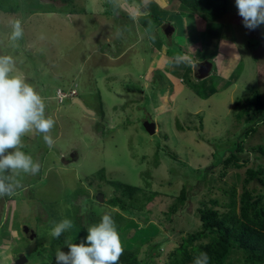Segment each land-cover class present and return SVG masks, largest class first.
I'll return each instance as SVG.
<instances>
[{
	"label": "rangeland",
	"instance_id": "1",
	"mask_svg": "<svg viewBox=\"0 0 264 264\" xmlns=\"http://www.w3.org/2000/svg\"><path fill=\"white\" fill-rule=\"evenodd\" d=\"M39 1L56 9L63 5L62 0ZM71 1L63 7L73 5L86 14H0V55L14 58L11 75L32 84L44 98L46 115L55 121L52 147L35 131L22 138L21 151L40 164V171L13 174L20 187L0 197V264L6 263L7 252L11 258L19 250H29L24 253L26 264H55L56 249H68L65 243L51 247L50 232L54 222L72 221L68 197L74 189L86 191L74 203L85 222L90 215L116 211L106 205L114 191L106 181L143 188V177L149 191L158 193L141 210L150 211L151 220L132 219L124 238L128 247L138 245L137 260L148 246L159 244L151 252L152 263L165 264L179 237L197 228L195 213L201 202L219 197L218 189L233 187L239 193L246 169L264 167V156L256 159L255 149H264V114L256 121L258 109H264V24L245 28L235 0H228L226 13L209 25L197 14L179 11L177 0ZM15 21L24 33L18 41L10 39ZM164 24L174 27L171 41L163 35ZM201 61L213 68L207 77L196 79ZM210 86L215 92L204 98L203 88ZM70 89L93 116L55 96L56 90ZM145 121L154 123L151 136L142 128ZM237 137L239 157L247 162L222 172L220 165L210 166L216 153ZM71 152L77 160L63 164ZM166 152L175 158L163 156ZM203 168L208 169L206 180L173 217V232L166 231L168 225L162 229L157 221L165 219L171 204L163 194L176 196L195 181L190 171ZM98 171L103 180L97 179ZM247 180L246 188L257 191L256 180ZM97 193L102 194L101 203L95 201ZM24 225L36 238L23 235ZM63 234L65 240L79 241L73 227Z\"/></svg>",
	"mask_w": 264,
	"mask_h": 264
},
{
	"label": "trees",
	"instance_id": "2",
	"mask_svg": "<svg viewBox=\"0 0 264 264\" xmlns=\"http://www.w3.org/2000/svg\"><path fill=\"white\" fill-rule=\"evenodd\" d=\"M50 1L54 3L55 0ZM177 1L182 11L197 14L206 25L214 23L222 17L226 13L228 3V0ZM71 2V0L61 1L63 5L67 3L71 4ZM28 3H33L35 7L32 8ZM63 5L56 9L50 3H41L39 0H0V14H20L24 16L37 11L41 13L56 12L63 15H73L74 13L82 12V14H86L83 10L78 11L73 5H70V7L68 5L63 7ZM212 35L216 39L219 38L217 33H212ZM155 47L157 50L159 49L158 45ZM153 54L151 55L152 57ZM185 70L186 72H190L189 66H186ZM185 70L183 69V71ZM236 76L234 75L231 80H235ZM229 83L231 84V82ZM229 83L227 82L226 84ZM184 84L191 92H197L194 88L191 89L186 86V82ZM223 84H225V81ZM219 85L222 84L219 83ZM222 86L224 87L225 85ZM214 92L213 86H210L208 89L203 88L204 98L209 97ZM257 114L259 115V118H256L258 122L263 118L264 109H258ZM260 122L262 123V121ZM253 131V128H248V132ZM239 139L237 137V139L231 141L228 149L223 150L221 153H216L217 156H214V162L210 166L220 165L221 172L231 168H241L242 164L247 162V159L239 157L242 151ZM255 149L258 151L256 159L264 156V149L262 147H256ZM162 155L166 157L174 156L168 152ZM98 172L101 173H97V179L103 180L102 171ZM207 174L208 169L206 168L190 171V177H193L195 180L189 181L192 185L187 187L186 185L182 186L176 196L163 194L164 197L171 198V204L167 208L165 219L157 221L162 229L165 228V225H168L166 231L173 232V217L184 206L188 205L187 202L192 192H195L197 188H201L199 183L206 180ZM245 174L247 179L256 180V183L259 185L257 191L255 188L247 189L248 180L245 179L239 193L233 187L218 189L219 197L208 199L207 202H201L195 213L198 221L197 228L179 237L177 246L167 254V262L165 264H193L195 257L201 252L208 254L209 264H264V167L260 164H255L254 167L246 169ZM141 175L143 177V174ZM106 184L114 190L112 196L106 200V205L109 209H116V211L106 214L110 215L114 220L123 248V253L120 256L118 264L152 263L151 252L157 249L159 244L148 246L144 257L141 260H137L138 245L128 247L129 241L124 238V232L127 230V226L131 224L132 219L142 217L144 221L151 220V212H141V210L144 209V204L149 202L158 193L149 191V182L144 177L143 188L116 181H106ZM144 190L149 192L146 194ZM114 193H118V196L114 195ZM84 195H86V191L78 187L68 197V207L72 213L73 228H75L77 236L80 237L79 242L86 237V229L93 224H97L102 215H104H90L84 222L79 214V205L74 204L79 197ZM136 210L137 213H134ZM137 215L139 216L137 217ZM64 241V234L59 239L51 237L50 245L51 247L62 245ZM39 247L42 248L40 245ZM153 255L157 256L158 253Z\"/></svg>",
	"mask_w": 264,
	"mask_h": 264
},
{
	"label": "clouds",
	"instance_id": "3",
	"mask_svg": "<svg viewBox=\"0 0 264 264\" xmlns=\"http://www.w3.org/2000/svg\"><path fill=\"white\" fill-rule=\"evenodd\" d=\"M176 3L179 5L178 1ZM235 6L238 9L239 16L243 19L244 27L248 30H255L261 24H264V0H235ZM178 9L182 11L180 6ZM175 15L178 14L175 13ZM163 30L165 32L169 30V33L167 32L166 34L162 32L171 41L174 27L164 24ZM23 35L21 22L15 21L12 25L10 39L18 41ZM201 63L208 67V72L205 76L207 77L213 65L210 62L201 61L197 64L198 68H195L196 73L200 69ZM14 65L15 60L12 56L0 55V197L12 195L20 187L19 181L13 180V174L16 176L21 173L36 175L40 171V164L35 162L32 156L21 151L23 147L22 138L26 134L35 131L37 134L42 135L45 144L49 147H52L55 143L53 137L50 135L55 121L51 116L46 115L44 98L25 79L20 76L11 75ZM196 79L199 78L196 77ZM57 91L59 90L55 91V96L57 95ZM70 91L74 90L70 89L68 92L61 90L59 92L68 94ZM74 93L72 97L64 99L71 100L76 98V92L74 91ZM71 159L68 158L69 161H67L70 162ZM23 227H26V225L21 226L22 233ZM72 227L73 223L70 219H62L59 222H54L50 235L53 238L59 239L63 233L72 229ZM26 228L27 233H23V235L28 240L36 238L34 231L28 227ZM86 230L87 235L80 242L73 243L70 238L64 241L68 249L67 252L61 248L56 249L55 264H118L120 256L123 253V248L120 235L112 217L104 214L97 224L91 225ZM31 234L34 237L29 239V235ZM78 238L80 240V237ZM10 246V249L16 247V245ZM24 251L29 250H19L16 253V257L18 255L24 256ZM16 257L13 255L10 258L9 256L7 263L12 264L14 262L13 259L15 260ZM193 264H209L208 254L201 252L195 257Z\"/></svg>",
	"mask_w": 264,
	"mask_h": 264
},
{
	"label": "water",
	"instance_id": "4",
	"mask_svg": "<svg viewBox=\"0 0 264 264\" xmlns=\"http://www.w3.org/2000/svg\"><path fill=\"white\" fill-rule=\"evenodd\" d=\"M199 68L200 69L197 72V77L199 79L200 78H204L207 75L208 67L201 63V66ZM70 102L73 105H76L78 108H80L86 115H89V116H93L94 115V113L91 110L86 109L83 106V104L80 102V100H78L77 98L71 99ZM142 128L145 131V133L147 135H149V136L153 135L154 132H155V126H154V123H152V122H148V121L143 122L142 123ZM95 201L97 203H101V201H102V195L100 193H98L96 195ZM23 233H27V228L26 227H23ZM33 237H34L33 234L29 235V239H32ZM25 263H26V258L23 255H18L15 258V260H14V262L12 264H25Z\"/></svg>",
	"mask_w": 264,
	"mask_h": 264
},
{
	"label": "built area",
	"instance_id": "5",
	"mask_svg": "<svg viewBox=\"0 0 264 264\" xmlns=\"http://www.w3.org/2000/svg\"><path fill=\"white\" fill-rule=\"evenodd\" d=\"M74 91H70L68 94H64V93H61L59 91H57V97L59 99H64V98H67V97H72L74 95Z\"/></svg>",
	"mask_w": 264,
	"mask_h": 264
},
{
	"label": "flooded vegetation",
	"instance_id": "6",
	"mask_svg": "<svg viewBox=\"0 0 264 264\" xmlns=\"http://www.w3.org/2000/svg\"><path fill=\"white\" fill-rule=\"evenodd\" d=\"M197 68H198V66L196 67V69H197ZM67 156H68L69 159L72 158L71 161H76V155H75V153H72V152H71V153H69ZM61 162H62V163H67L68 161H67V160L65 161L64 159H62ZM25 252H26V251H24L23 253H25ZM17 255H18V254H17ZM15 257H16V255H15ZM13 261H14V259H13ZM13 261H12V262H13Z\"/></svg>",
	"mask_w": 264,
	"mask_h": 264
},
{
	"label": "crops",
	"instance_id": "7",
	"mask_svg": "<svg viewBox=\"0 0 264 264\" xmlns=\"http://www.w3.org/2000/svg\"><path fill=\"white\" fill-rule=\"evenodd\" d=\"M177 4V3H176ZM130 8H132V6L130 7ZM164 9L166 8V5L163 7ZM133 9V8H132ZM221 38V37H220ZM0 256H2V255H0ZM7 257H9V253L7 252ZM6 264H8L7 263V261H6Z\"/></svg>",
	"mask_w": 264,
	"mask_h": 264
}]
</instances>
